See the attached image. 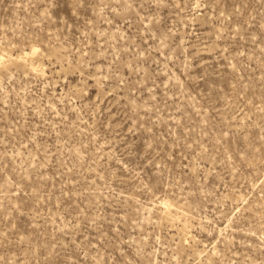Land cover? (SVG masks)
Returning a JSON list of instances; mask_svg holds the SVG:
<instances>
[{
	"label": "rangeland",
	"instance_id": "obj_1",
	"mask_svg": "<svg viewBox=\"0 0 264 264\" xmlns=\"http://www.w3.org/2000/svg\"><path fill=\"white\" fill-rule=\"evenodd\" d=\"M0 264H264V0H0Z\"/></svg>",
	"mask_w": 264,
	"mask_h": 264
}]
</instances>
